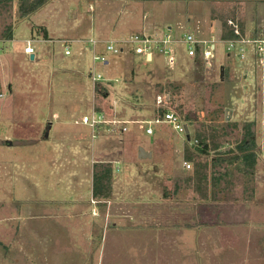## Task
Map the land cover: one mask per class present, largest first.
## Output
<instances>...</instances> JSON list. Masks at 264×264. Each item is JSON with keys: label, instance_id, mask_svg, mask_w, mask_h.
<instances>
[{"label": "rangeland", "instance_id": "obj_1", "mask_svg": "<svg viewBox=\"0 0 264 264\" xmlns=\"http://www.w3.org/2000/svg\"><path fill=\"white\" fill-rule=\"evenodd\" d=\"M23 1L36 0H0V264H264V62L250 53L241 62L217 43L207 68L180 45L170 69L158 53L149 63L143 56L131 60L128 46L112 56L104 44H89L124 42L143 30L162 37L169 27L175 39L218 37L219 16L240 10V3L46 0L22 18ZM254 3L243 7L246 38L260 29L264 37V24H252L251 17L261 16L264 6ZM214 19L219 24H211ZM8 30L13 40L3 36ZM28 41L34 61L24 54ZM96 54L105 55L110 66L94 62ZM94 67L103 77L100 86L91 78ZM93 109L109 118L116 113L127 132L110 135L79 124ZM156 110L157 117L162 111L177 114L198 144H188L168 124H151L154 134L148 136ZM209 121L230 125L221 152L235 149L245 124L254 123V178L236 179L221 190L212 186L208 198L197 200L181 186L187 194L181 191L179 206L170 211L158 200L174 190L161 186L172 184V170L165 174L156 157L123 164V154L137 144L149 148L161 137L180 155L177 167L182 149L202 160L199 144ZM110 161L113 199L125 211L120 219L104 215L107 204L98 218L92 213L94 165Z\"/></svg>", "mask_w": 264, "mask_h": 264}, {"label": "built area", "instance_id": "obj_2", "mask_svg": "<svg viewBox=\"0 0 264 264\" xmlns=\"http://www.w3.org/2000/svg\"><path fill=\"white\" fill-rule=\"evenodd\" d=\"M229 26L233 27L235 34L239 35V29L236 23L230 21ZM171 30L172 29L169 27L165 32V36L162 37L157 34L152 35L143 31L133 34L127 41L124 42L102 43L90 40L89 44H92L95 49H97L96 47L99 44H104L105 53L112 56H120L126 51V47L128 46L130 49L125 53L131 52L136 56H143L149 63L153 61L154 53H158L165 56L166 65L170 69L174 68L176 65L177 48L180 45L186 46L187 55L190 58L193 60H200L202 63H205L207 68L212 67L211 60L214 56V52L216 51L217 43L226 46L229 55L235 57L241 62L247 60L248 53L253 54V56H255L258 61H261V63L264 62V37L259 39L245 37L239 40H226L222 39L220 32L218 37L211 35L209 38L197 39L193 35L186 34L183 39H175L171 34ZM2 43H4V41L0 40V56L2 54ZM24 54L28 57L36 56V51L32 46L31 41L26 43V46L24 47ZM65 55H71V51L68 46L66 47ZM99 61L105 64L104 67H107L110 64L105 55L96 54L94 57V62ZM91 78L94 86H97V84H100L103 81V77L95 72V67L91 74ZM153 123L171 125L176 132L185 135V141L188 144H198V141H192L190 138H188L185 130L187 125L180 117L177 116V114L173 112L165 111L162 116L155 118L153 122H147L149 127L145 130V132L148 136H152L154 134L152 128L150 127V125ZM79 124L92 128L93 130L107 127V132L111 135H118L127 132V128L125 127L127 123L117 119L109 120L104 113H100L96 109H93V113L91 115L83 116ZM137 124L143 128L142 124ZM116 126H120L122 128L118 129ZM184 167L187 170L191 169V165L188 163H184Z\"/></svg>", "mask_w": 264, "mask_h": 264}, {"label": "trees", "instance_id": "obj_3", "mask_svg": "<svg viewBox=\"0 0 264 264\" xmlns=\"http://www.w3.org/2000/svg\"><path fill=\"white\" fill-rule=\"evenodd\" d=\"M45 4L46 0H36L31 2L23 1L20 5V15L22 18H27L37 12L40 8L45 6ZM236 25L239 29V35L235 34L234 28L229 26V21H223L221 29L222 39L239 40L241 38L247 37L243 23L236 22ZM260 30L255 31L254 34L251 35V38L259 39L263 37L261 36ZM12 35L13 34L10 30L6 31L3 34V36L8 40H13ZM45 37L47 38L46 31ZM222 72L223 77L226 79V71ZM97 85L100 86L99 84ZM97 91L101 92L102 90L99 88ZM98 112L102 113V111L100 110ZM163 113L164 111L161 112V115H163ZM254 128L255 127L253 122H247L243 127L244 133L242 140L236 144L235 149L233 148L231 150H228L227 152H221L217 151L221 147V136L228 134L230 125H218L213 123L212 121H209L205 127L204 140L199 144V152L205 157L210 154L213 155V159L211 160V163L213 164L212 171L211 173H208V166L206 165V162H204L201 166L197 165L196 170L193 171L191 175L187 174V176L185 178H182V180L186 183H196L197 193L200 194L202 198L204 197V195H202L204 194V189L209 183H212L216 188L217 184H220L221 182L226 183L228 186L233 185L236 179H240L241 181H243V183L245 182V180L250 182L251 178H254L258 161V154L256 152L257 146L255 140L256 134ZM188 138L192 139L190 135L188 136ZM185 157L188 162L192 163L193 161H195L194 154L189 148L186 150ZM112 177L113 169L111 164L101 163L94 165L93 197L96 200H108L111 198L113 193ZM208 195L209 190L207 191L204 199L208 198Z\"/></svg>", "mask_w": 264, "mask_h": 264}, {"label": "crops", "instance_id": "obj_4", "mask_svg": "<svg viewBox=\"0 0 264 264\" xmlns=\"http://www.w3.org/2000/svg\"><path fill=\"white\" fill-rule=\"evenodd\" d=\"M236 1H238L240 3L238 5L240 7V10H231V9L227 10V11L223 12L224 15L219 16V18H221L223 21L227 20L229 22L233 21L235 23L236 22H241L243 24H246L248 21H246V23H245V20L247 19L248 15H246L245 10H244L243 7L248 5V3H254V2H255L254 4H256L258 6H264V0H236ZM255 14H256L255 17H254V14H252V16H251L252 19H253L252 24H261V23L264 24V10H263V14L261 16H258L257 12H255ZM245 16H246V18H245ZM255 20L258 21V22H256ZM216 22H219L218 19H214V21L212 20L211 24H219V23H216ZM220 29H222V27ZM155 34L159 35L158 33H152V35H155ZM48 40H49V38H48ZM100 41L102 43H107L108 42L107 40H100ZM48 42H50V41H48ZM126 55L130 56L131 60H132V57H135L134 54L131 53V52L130 53H126ZM29 59H30V57H29ZM35 59H36V57H35ZM109 66H110V64H109ZM109 66H107V67H109ZM102 113H104V112L102 111ZM155 113L156 114H155L154 117L157 118V110L155 111ZM104 114L107 115L106 113H104ZM106 117H107V119L109 118L108 116H106ZM111 119H117L116 113H113V111H112V115L110 116L109 120H111ZM133 122H141V121H133ZM145 122H147V121H145ZM99 130L107 132V127H102ZM184 143L185 142H183V144H182L183 146H185ZM168 146L169 145H168L167 141H165L164 139L159 137L157 140H155L153 145L149 146V148H147L145 145H143V146L139 145V144L135 145V147H134L135 151L134 152L133 151L132 152H128V151L125 152L126 154H123L124 156L122 157V159H123V164H125V163H127V161L128 162H134V161H137L138 159L140 161H146L148 159H152L153 157H156L158 159V161L161 163V166H162L163 171L165 172V174H170L171 173L170 170H172V174H173L172 184H166L165 183V184H161V186L171 185V186H174V188H173L174 190L171 193L170 197H168V196L166 197V196H164L165 195L164 194L163 196H160V197H162V199H159L158 201L160 202L159 205H163L166 208L171 206L172 208L170 209V211H176V209H177L176 207L179 206V204L177 203L178 199H176V198H179V196L181 195V191L183 190L181 188V186H186L185 188L187 189L188 196L190 198H194L193 200H197V199L202 198L200 196V194L197 193V190H196L197 189V184L196 183H192V182L186 183V182H184L182 180V178H185L187 176V174L191 175L190 173H188L189 170H187L184 167V163H188L190 165L193 164V171H195L196 168H197V165L201 166L204 162H206V165L208 166V173H211L213 164L211 163L212 159L210 160L209 157H205L203 155H202V157H203L202 160H197L195 158L196 156L194 155L195 161L190 163V162L187 161V159L185 157L186 156V151H183V149H182L181 151L178 152L179 154H181L182 166L177 167L175 165V163H174V159H179L180 155H178V154H174L173 155L171 153V150H169L170 148L167 149ZM141 148L147 154H150L151 157L147 156L145 158H141V155H142L141 152H140ZM206 160H208V161H206ZM112 162L113 161L102 162V163L111 164V166H113ZM191 169H192V165H191ZM207 186H208V188H207ZM207 186L204 189V194H202V195H204L203 198H205V195H206L208 190L211 193L212 189H214L212 187V186H214L212 183L207 184ZM220 186H228V185L226 183H224V182H221L220 184H217V188H219L221 190ZM187 192L182 191V193L185 194V195L187 194ZM113 194L114 193H112V196H111L112 199L110 198L108 200H96L93 197L92 204H94V206H97V208H99V209H97V208L94 207V209L92 211L93 217H97L98 218L101 215V213H102V211H101L102 209L100 210V206H103V205L107 204L106 205V210L104 211V215L106 217H109V219L110 218H114V219H118L119 218L120 219V217L122 216L120 214L124 213L125 211L123 212V207H121L120 202L115 201V199H113V197H116ZM101 208H105V207H101ZM128 214H130V212H127L125 217H128L129 216Z\"/></svg>", "mask_w": 264, "mask_h": 264}, {"label": "water", "instance_id": "obj_5", "mask_svg": "<svg viewBox=\"0 0 264 264\" xmlns=\"http://www.w3.org/2000/svg\"><path fill=\"white\" fill-rule=\"evenodd\" d=\"M30 60L31 61H34L35 60V57L34 56H31L30 57ZM221 79H223V72L221 73ZM185 130H186V134L189 136V128H188V126H186V128H185ZM140 152H141V158H145V157H151V155L150 154H147L142 148L140 149Z\"/></svg>", "mask_w": 264, "mask_h": 264}]
</instances>
